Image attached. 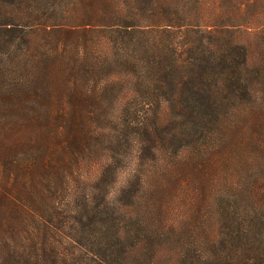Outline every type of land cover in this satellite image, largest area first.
<instances>
[{"label": "trees", "instance_id": "trees-1", "mask_svg": "<svg viewBox=\"0 0 264 264\" xmlns=\"http://www.w3.org/2000/svg\"><path fill=\"white\" fill-rule=\"evenodd\" d=\"M35 2L0 0V264H264V61L230 32L264 48V0ZM198 177L220 203L174 223Z\"/></svg>", "mask_w": 264, "mask_h": 264}, {"label": "rangeland", "instance_id": "rangeland-1", "mask_svg": "<svg viewBox=\"0 0 264 264\" xmlns=\"http://www.w3.org/2000/svg\"><path fill=\"white\" fill-rule=\"evenodd\" d=\"M122 1V0H119ZM72 0H37V2L34 3V8L40 13V14H62L67 8L73 9L75 11L80 12L81 11V5L75 4L72 6ZM71 4V5H70ZM225 7V6H224ZM229 9V7L227 8ZM230 12V10H227V13ZM219 13V12H217ZM230 17V16H229ZM232 33V37L234 39V42L239 45H244L249 53V59H248V65L251 67L254 64H258L261 61H264V48L258 46V38H257V32L256 31H245L244 29H237L230 31ZM164 116V114H163ZM167 162V161H165ZM244 172V171H243ZM242 171L238 172V177L246 178L245 174ZM249 174V173H247ZM170 177V175L168 176ZM125 180V174H120V179L118 186L123 185V181ZM199 184L203 188H205L206 192H204V196H201L202 193L198 190V185H189L187 180H181L179 183V189L178 195L174 200V203L171 205V221H174V223H180L181 225H184L185 223L189 222V220H196L197 218L202 219V222H205V225L209 224V219L211 218L214 210V206H216L218 203H220L221 200H218L215 202L211 201L208 196V187L209 185L207 181L204 179L198 177ZM218 180V186L221 185L223 179L217 178ZM117 186V187H118ZM173 183L170 179L166 180V187L168 192L165 194H169V192L172 190ZM171 188V190H170ZM200 188V187H199ZM204 190V191H205ZM171 193L174 195V192L171 191ZM201 206L200 212H202V215H199V211H197V208ZM186 226V225H184ZM185 229H183L181 232H184ZM68 250V249H67ZM173 256L172 249L168 246L161 249L157 256V263L158 264H169L168 259ZM231 264V263H230Z\"/></svg>", "mask_w": 264, "mask_h": 264}]
</instances>
